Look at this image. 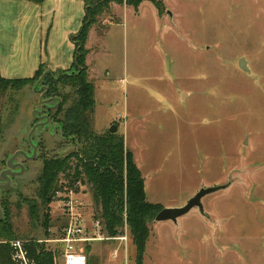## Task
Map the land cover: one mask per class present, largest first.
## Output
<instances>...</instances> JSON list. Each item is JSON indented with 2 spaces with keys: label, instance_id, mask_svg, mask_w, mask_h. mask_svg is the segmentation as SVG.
<instances>
[{
  "label": "rangeland",
  "instance_id": "374dc122",
  "mask_svg": "<svg viewBox=\"0 0 264 264\" xmlns=\"http://www.w3.org/2000/svg\"><path fill=\"white\" fill-rule=\"evenodd\" d=\"M50 1L58 11L53 19L56 44L49 52L45 35L41 64L57 80L78 76L83 67L59 72L55 62H67L58 57L59 48L65 31L73 28L64 48L71 43L72 54V35L80 30L85 2ZM163 2L165 19L154 17L149 4L139 17L132 6L113 4L101 20L108 25L120 17L121 22L103 33L91 28L86 71L96 84L93 129L102 134L118 126L146 177L150 200L164 207L185 205L203 187L226 186L203 197V211L194 207L176 222L170 220L171 227L158 229L149 242L147 264H264V0ZM86 48L90 50L88 38ZM242 57L249 72L239 65ZM46 71L33 83L0 95V174L17 150L33 155L28 136L36 122L33 113L41 109ZM57 88L64 111L77 90L68 82ZM63 111L52 110L50 124L34 132L36 158L19 155L16 162L25 165V172L0 190L2 209L4 200L11 204L15 236L9 241L41 243L56 253V264L64 262L56 241L67 221L62 190L72 187L83 199L80 211L89 224L100 219L91 186L78 180L69 184L63 174L62 190L49 204L48 228L41 212L31 218L29 203L40 202L45 163L67 157L76 164L82 156L85 138L60 122ZM102 231L109 236L104 227ZM122 234L137 251L127 207L116 236ZM129 264H137L133 255Z\"/></svg>",
  "mask_w": 264,
  "mask_h": 264
},
{
  "label": "trees",
  "instance_id": "16d2710c",
  "mask_svg": "<svg viewBox=\"0 0 264 264\" xmlns=\"http://www.w3.org/2000/svg\"><path fill=\"white\" fill-rule=\"evenodd\" d=\"M145 1L154 3L160 15L167 10L163 0H84L85 15L82 26L76 34L72 35L75 45L72 68L83 67L80 75L73 77L65 75L57 80L51 77L43 64L32 77L6 78L0 75V95L8 90H17L33 83L45 71L47 73L43 83L48 86L47 97H60L61 94L57 87L62 82L64 84L68 82L72 88L77 90V96L69 107L63 111L61 104L54 111L58 113L63 111L60 122L65 125L66 129L85 138L82 144V156H79L76 164L71 163V159L67 157L45 163L38 192L40 202L31 201L29 203L31 218H37L41 212L43 225L48 228L49 204L64 185V183L62 185L59 183L60 174L64 175V180L69 184L77 180L86 182L91 186L93 199L98 208L96 217L103 221V227L109 236L118 234L119 227L123 225V212L127 207V221L137 248V264H143L146 244L151 236V224L164 206L147 199L144 177L135 162L133 153L126 147L124 136L110 131L98 134L93 129L92 114L96 105L95 83L94 80H89L86 71V57L89 52L86 48V41L94 26L98 32L103 33L111 24L121 22L120 17L113 18L108 25L101 20L102 16L109 15L113 4L132 6L137 10ZM60 71L63 70L59 69ZM51 112L49 111V115ZM57 117L56 113L55 118ZM3 208L5 214L0 220V238L3 239L0 240V264H16L12 258L9 241L15 236L10 200H4ZM65 223L59 227L58 237L61 236ZM6 239L9 242H4ZM29 249L37 264H56V253L46 249L41 243H31Z\"/></svg>",
  "mask_w": 264,
  "mask_h": 264
},
{
  "label": "crops",
  "instance_id": "0c3cea01",
  "mask_svg": "<svg viewBox=\"0 0 264 264\" xmlns=\"http://www.w3.org/2000/svg\"><path fill=\"white\" fill-rule=\"evenodd\" d=\"M148 2H150L152 5ZM147 4L152 6L151 8L153 15L154 17H157L158 20H162L166 18L167 13L160 15L157 7L151 1H145L139 6L137 10L134 9L136 16L138 17L141 16L142 9ZM57 12L58 11L56 9V6L54 4H51L50 0H0V75L1 76L6 78H13V77L17 78L19 75H22L24 77H32L35 74L36 70L39 68L41 63H43V61L41 62L40 56L42 53L41 52L42 47L45 43V35H47L48 38L47 42H48L49 52H50V48L52 51V45L56 44L55 41L56 33L53 24V19L54 17H56ZM72 29L65 31L64 44L63 46H61V48H59L63 52H61V56L58 57L59 58L65 57L66 59L64 61L67 62L65 64L62 61L55 62L57 63L56 66L62 67L63 65L66 66L70 64V67L64 69L58 67L57 71H59V69L62 70L69 69L73 65L75 45H74V49L72 50V54H71V49H72L71 43H69L67 50L66 51L64 50L66 44H68L67 35L72 33L71 32L73 31ZM78 30H79V26L75 31ZM94 32L95 31L93 30L88 35V48L90 44L89 43L90 34ZM89 49L90 50L87 56V61L89 60V57H91L92 55V50H91L92 48ZM31 71L32 73L34 72L32 76H25V75H29ZM18 78H23V77H18ZM95 94H96V84H95ZM113 121L114 119L112 120V122ZM111 123L110 125H112ZM138 167L140 168L139 165ZM140 170L142 172L141 168ZM142 175L145 180L147 198L148 200H150L147 190L146 177L144 176L143 172ZM150 201L153 203H160V202H156L155 200H150ZM207 215L208 213H205L204 216H202L201 218L205 219L206 218L205 216ZM171 226L172 224L170 223V220L155 221V223H153L152 233L146 244V248L144 252L143 264H147L148 246L153 235L155 236L156 231H158V229L169 228ZM88 235L89 236L94 235L92 224L89 223H88ZM125 246L126 245L123 242L110 241L107 239H93L90 241H86L85 249L88 255L87 264H129L132 255L136 260L137 251L132 243L129 244L127 243V247L129 246L128 250H126ZM115 249H118L116 255H115ZM150 258L151 257H149V260Z\"/></svg>",
  "mask_w": 264,
  "mask_h": 264
},
{
  "label": "built area",
  "instance_id": "2783aa9c",
  "mask_svg": "<svg viewBox=\"0 0 264 264\" xmlns=\"http://www.w3.org/2000/svg\"><path fill=\"white\" fill-rule=\"evenodd\" d=\"M62 191L64 192L62 196H64V214L67 218V222L62 227L61 236L56 239V241L61 243L63 264H87L88 255L85 249L86 241L93 239H110L115 241L120 240L126 245L128 237L125 234L121 236L104 235L102 231L103 224L100 219L92 223L94 235L89 236L88 222L80 211L85 205L82 201L83 199L77 197V193L72 187ZM10 245L12 248V258L16 264H37L36 259L30 253L29 245L25 241L14 239L10 241ZM117 251L118 249H115V255Z\"/></svg>",
  "mask_w": 264,
  "mask_h": 264
},
{
  "label": "water",
  "instance_id": "95a60500",
  "mask_svg": "<svg viewBox=\"0 0 264 264\" xmlns=\"http://www.w3.org/2000/svg\"><path fill=\"white\" fill-rule=\"evenodd\" d=\"M241 69L245 71H250V69L247 66V60L245 57H242L240 59L239 63ZM44 89V87L41 88V91ZM48 92V87H45V91L42 92L40 102H41V109H36L33 113L34 117L38 120H40L38 123H36L30 133H29V142L33 148V155L28 156L27 152L24 150H17L7 161V169L3 170L1 173V178L3 179L4 183L0 182V188H8L11 186V177L13 175H16L17 173L13 172L12 169L16 168L17 166H20L22 171L19 172L18 174H21L25 171V166L22 163H15L17 157L19 155H23L27 159H34L37 156V150L38 147L35 145L32 141V135L34 132L42 127V126H47L50 124V116L49 114H44L46 109H52L56 108L61 104V99L58 97L55 98H49V99H44V96ZM57 100L58 102L54 106H49L48 103L52 100ZM118 130L117 125H112L110 128V132L115 133ZM223 186L222 185H217V186H211V187H203L201 188L193 197H191L188 202L179 207H164L156 216V221H168L172 220L176 222L179 217L187 214L189 211H191L194 207H199L203 211V203L202 199L204 196L207 194H210L212 192H215L219 189H221ZM3 218V209L0 205V220Z\"/></svg>",
  "mask_w": 264,
  "mask_h": 264
},
{
  "label": "flooded vegetation",
  "instance_id": "af4514ba",
  "mask_svg": "<svg viewBox=\"0 0 264 264\" xmlns=\"http://www.w3.org/2000/svg\"><path fill=\"white\" fill-rule=\"evenodd\" d=\"M43 85V87H44V89L42 90V92H44L45 91V87H48L47 85H44V84H42ZM55 97H58V96H53V98H55ZM49 98H52V97H47V93H46V95L44 96V99H49ZM58 98H60V97H58ZM58 101L57 100H52V101H50L49 103H48V105L49 106H54V105H56V103H57ZM58 108V106L56 107V108H52V109H47L48 111V113H49V111H52V110H56ZM47 113V114H48ZM44 114H46V112H44ZM50 116V115H49ZM40 120H38V119H36V122H35V124L36 123H38ZM34 124V125H35ZM33 125V126H34ZM15 163H21V162H16L15 161ZM23 164V163H22ZM24 165V164H23ZM25 166V165H24ZM12 171L13 172H15V173H17L16 175H13L12 177H14V176H17V175H21V174H23V173H21V174H18L19 172H21L22 171V169H21V167L20 166H17L16 168H14V169H12ZM2 173V172H1ZM0 176H1V174H0ZM2 179V178H1ZM1 183H4V181H3V179H2V181H0ZM9 188V187H8ZM5 189H7V188H0V190H5ZM0 205H1V201H0ZM2 207V206H1ZM5 211L3 210V217H4V213Z\"/></svg>",
  "mask_w": 264,
  "mask_h": 264
}]
</instances>
